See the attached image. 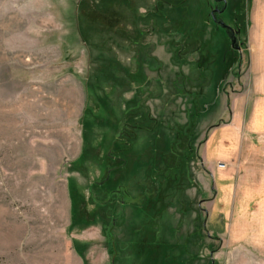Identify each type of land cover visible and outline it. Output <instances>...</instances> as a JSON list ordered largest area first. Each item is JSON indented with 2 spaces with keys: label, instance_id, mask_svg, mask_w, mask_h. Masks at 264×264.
<instances>
[{
  "label": "rangeland",
  "instance_id": "obj_1",
  "mask_svg": "<svg viewBox=\"0 0 264 264\" xmlns=\"http://www.w3.org/2000/svg\"><path fill=\"white\" fill-rule=\"evenodd\" d=\"M0 264H264V0H0Z\"/></svg>",
  "mask_w": 264,
  "mask_h": 264
},
{
  "label": "water",
  "instance_id": "obj_2",
  "mask_svg": "<svg viewBox=\"0 0 264 264\" xmlns=\"http://www.w3.org/2000/svg\"><path fill=\"white\" fill-rule=\"evenodd\" d=\"M232 41H234V36H233V34H232Z\"/></svg>",
  "mask_w": 264,
  "mask_h": 264
},
{
  "label": "flooded vegetation",
  "instance_id": "obj_3",
  "mask_svg": "<svg viewBox=\"0 0 264 264\" xmlns=\"http://www.w3.org/2000/svg\"><path fill=\"white\" fill-rule=\"evenodd\" d=\"M233 34V32H231V35Z\"/></svg>",
  "mask_w": 264,
  "mask_h": 264
}]
</instances>
